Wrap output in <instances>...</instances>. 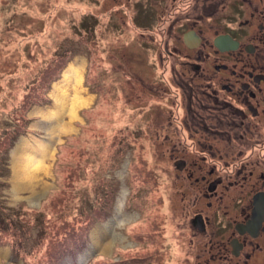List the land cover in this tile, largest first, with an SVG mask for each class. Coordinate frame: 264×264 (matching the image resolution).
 <instances>
[{"label": "rangeland", "instance_id": "1", "mask_svg": "<svg viewBox=\"0 0 264 264\" xmlns=\"http://www.w3.org/2000/svg\"><path fill=\"white\" fill-rule=\"evenodd\" d=\"M148 10L144 0H0V264H197L143 90L159 74ZM79 59L93 103L56 147L46 188L15 195L11 152L43 136L31 113Z\"/></svg>", "mask_w": 264, "mask_h": 264}, {"label": "flooded vegetation", "instance_id": "2", "mask_svg": "<svg viewBox=\"0 0 264 264\" xmlns=\"http://www.w3.org/2000/svg\"><path fill=\"white\" fill-rule=\"evenodd\" d=\"M144 1L149 128L195 261L264 264V0Z\"/></svg>", "mask_w": 264, "mask_h": 264}, {"label": "bare ground", "instance_id": "3", "mask_svg": "<svg viewBox=\"0 0 264 264\" xmlns=\"http://www.w3.org/2000/svg\"><path fill=\"white\" fill-rule=\"evenodd\" d=\"M85 66L84 59L69 63L51 86L48 94L51 105L36 108L31 113L39 118L43 136L23 138L11 152L9 168L13 194L34 197L39 194L38 189L46 188L56 147L63 137L76 132L75 123L82 121L79 113L94 100L83 87Z\"/></svg>", "mask_w": 264, "mask_h": 264}]
</instances>
